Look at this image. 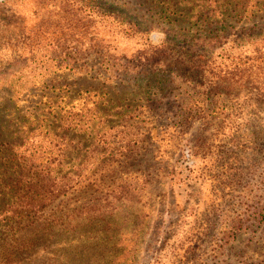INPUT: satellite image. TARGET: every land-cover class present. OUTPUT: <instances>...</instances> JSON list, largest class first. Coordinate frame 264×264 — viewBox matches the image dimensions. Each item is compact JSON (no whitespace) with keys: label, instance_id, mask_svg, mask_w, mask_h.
<instances>
[{"label":"rangeland","instance_id":"rangeland-1","mask_svg":"<svg viewBox=\"0 0 264 264\" xmlns=\"http://www.w3.org/2000/svg\"><path fill=\"white\" fill-rule=\"evenodd\" d=\"M97 1L126 19L83 0H0V149L57 88L121 100L67 107L96 133L48 139L81 148L88 187L60 201L52 233L20 232L45 242L1 249L0 264H264V0H174L173 23L146 0ZM19 134L24 148L46 140Z\"/></svg>","mask_w":264,"mask_h":264},{"label":"trees","instance_id":"trees-1","mask_svg":"<svg viewBox=\"0 0 264 264\" xmlns=\"http://www.w3.org/2000/svg\"><path fill=\"white\" fill-rule=\"evenodd\" d=\"M85 2L93 13L102 7L109 18L126 19L125 12L117 14L118 9L121 8L110 6L108 2L104 4L97 0H83V3ZM145 4L155 5L154 9L156 10L158 7H162L160 18L171 23L174 22V17H178L177 10H180L174 0H146ZM128 19H130L129 16L126 21ZM128 24L132 25L134 30L139 26L138 22L134 20ZM181 49H185V47L181 46ZM162 63L163 60L158 62L159 65L165 66ZM85 85L70 86L73 91L70 89L65 94L57 88L58 92L54 98L49 97L47 102H41L44 104L42 111L35 115L33 124L24 128L22 120L19 129H13V142L5 144L6 148L10 150L0 149V250L11 247L24 253L31 247L45 242L43 238H25L20 232L22 229L38 226V232L34 233L35 236L43 230L52 233L57 218L63 211H59V207L62 205L60 201L74 196L77 191H86L88 186L83 180H88L85 175L92 170L86 165L87 161L84 158L87 157L86 154L79 152L81 148H77V146L69 148L68 144H65V148H52V142L48 139V136H54L59 141H66L67 137L77 136L81 139L79 143L87 144L89 142H84V138L92 137L96 133L94 120L89 118L88 114H81L84 110L73 114L72 110L67 109L76 96L85 95L87 99L92 98V95L98 96L97 109L99 113H103L101 107L107 109L104 105L109 107L121 102L109 87L104 88L101 84ZM102 91L105 94H101ZM213 103L204 105L215 106ZM215 108L213 107V109ZM192 113L193 108H186L181 116L184 119H189L193 117ZM110 116L118 118L122 115L105 114L106 119ZM181 122L183 123V120ZM115 123L112 122L114 125ZM22 131L29 135L45 131L46 140L45 142L37 140L34 142L31 138L29 147L24 148V144L15 139ZM70 156L74 161L72 166L64 163L69 160ZM76 156L77 159H75ZM91 207L85 208L88 209L87 213ZM48 213L55 215V218L53 216L46 217ZM54 236L53 233V236L48 238H54ZM0 255L4 256L5 254L0 252Z\"/></svg>","mask_w":264,"mask_h":264}]
</instances>
